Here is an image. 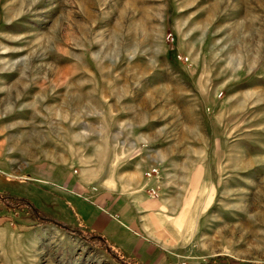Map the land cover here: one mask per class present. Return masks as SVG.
I'll return each mask as SVG.
<instances>
[{
	"label": "rangeland",
	"instance_id": "obj_1",
	"mask_svg": "<svg viewBox=\"0 0 264 264\" xmlns=\"http://www.w3.org/2000/svg\"><path fill=\"white\" fill-rule=\"evenodd\" d=\"M119 122L176 157L116 144ZM116 185L139 263L264 264V0H0V193L51 219L0 206V264H123L52 221L84 228Z\"/></svg>",
	"mask_w": 264,
	"mask_h": 264
},
{
	"label": "crops",
	"instance_id": "obj_2",
	"mask_svg": "<svg viewBox=\"0 0 264 264\" xmlns=\"http://www.w3.org/2000/svg\"><path fill=\"white\" fill-rule=\"evenodd\" d=\"M128 116V115H127ZM124 116V117H127ZM117 122V121H116ZM140 126H134L132 124L125 125L121 127L120 122L116 123V144H128L135 145L139 143H157L161 144L160 146L143 148L142 156L144 159H150L154 164H161L163 161L176 157V153L166 154V149L172 148L171 146L175 144V140L170 137V135L163 133L165 130L164 126L156 125L152 127L151 130L145 131L144 128ZM156 136L151 138V136ZM168 135V136H166ZM130 149V146H129ZM138 151V150H137ZM165 151V152H164ZM122 152L116 151V159L120 158ZM123 175L124 173H116V176ZM132 175V176H131ZM129 177H134L133 174H128ZM121 180H124V177H121ZM126 180V179H125ZM131 180V179H129ZM128 181V179H127ZM70 181H65L62 185L67 187L71 192H81L84 190L82 185H70ZM118 180L116 179V184H118ZM73 186V187H72ZM118 188V189H117ZM108 189V188H107ZM111 192H113L111 190ZM97 209L98 213H94L92 215H87L84 218V221L89 222V227L104 235L114 246H116V213H123L124 216L129 215V208L132 204L131 196L126 195L125 191L119 190V187L116 185V193H107L104 191L101 195L97 197ZM105 209L106 213L100 210ZM111 213V214H110ZM96 214V215H95ZM95 215V216H94ZM113 216V217H112ZM120 248V247H119ZM123 250V249H122ZM124 251V250H123ZM125 252V251H124Z\"/></svg>",
	"mask_w": 264,
	"mask_h": 264
},
{
	"label": "trees",
	"instance_id": "obj_3",
	"mask_svg": "<svg viewBox=\"0 0 264 264\" xmlns=\"http://www.w3.org/2000/svg\"><path fill=\"white\" fill-rule=\"evenodd\" d=\"M0 206L3 207L5 210H9L11 212L15 210H24L32 220L33 224L30 225L42 223L44 222V220L50 221V218L45 217L44 214L38 211L29 201V199L25 197L13 195L10 193H0ZM80 215L82 216V218L78 219V223L80 226L84 227L82 229L78 228L73 230L62 221H57L53 219L52 221L58 227L65 229L72 234L80 235L82 239L86 240L91 244L98 245L100 248L109 253L113 259L123 264H141L133 257H128L121 248L114 246L104 235L92 230L89 227H85L83 215ZM18 224L21 225L22 223Z\"/></svg>",
	"mask_w": 264,
	"mask_h": 264
},
{
	"label": "built area",
	"instance_id": "obj_4",
	"mask_svg": "<svg viewBox=\"0 0 264 264\" xmlns=\"http://www.w3.org/2000/svg\"><path fill=\"white\" fill-rule=\"evenodd\" d=\"M158 172H159V170H158V167H152L151 169H149V170H147L146 171V175L147 176H151V175H158ZM149 193L152 195V196H154V197H156L157 195H158V188H156V189H154V188H150L149 189Z\"/></svg>",
	"mask_w": 264,
	"mask_h": 264
},
{
	"label": "bare ground",
	"instance_id": "obj_5",
	"mask_svg": "<svg viewBox=\"0 0 264 264\" xmlns=\"http://www.w3.org/2000/svg\"><path fill=\"white\" fill-rule=\"evenodd\" d=\"M61 72H62V73H61ZM61 72H60L61 77H63V78L65 79V76H64L65 73H64L63 71H61ZM57 75H58V74H57ZM58 76H59V75H58ZM59 77H60V76H59ZM61 77H60V78H61ZM64 79H63V80H64Z\"/></svg>",
	"mask_w": 264,
	"mask_h": 264
},
{
	"label": "water",
	"instance_id": "obj_6",
	"mask_svg": "<svg viewBox=\"0 0 264 264\" xmlns=\"http://www.w3.org/2000/svg\"><path fill=\"white\" fill-rule=\"evenodd\" d=\"M50 221H51V219H50Z\"/></svg>",
	"mask_w": 264,
	"mask_h": 264
}]
</instances>
